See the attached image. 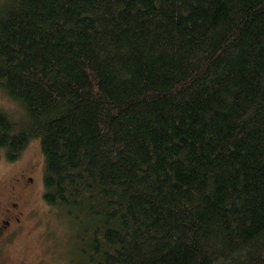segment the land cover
Returning a JSON list of instances; mask_svg holds the SVG:
<instances>
[{
    "label": "trees",
    "instance_id": "trees-1",
    "mask_svg": "<svg viewBox=\"0 0 264 264\" xmlns=\"http://www.w3.org/2000/svg\"><path fill=\"white\" fill-rule=\"evenodd\" d=\"M0 89L69 264H264V0H5Z\"/></svg>",
    "mask_w": 264,
    "mask_h": 264
},
{
    "label": "rangeland",
    "instance_id": "rangeland-1",
    "mask_svg": "<svg viewBox=\"0 0 264 264\" xmlns=\"http://www.w3.org/2000/svg\"><path fill=\"white\" fill-rule=\"evenodd\" d=\"M4 3L5 0H0V10ZM0 109L13 118L22 113L21 105L1 89ZM31 162L35 166L28 172L27 166ZM42 172L43 155L37 138L31 139L14 161L0 156V198L8 190H13L15 195H18L15 190L29 192L26 195L22 191L21 202L15 199L26 211L20 218L21 222L13 224L0 236V264H69L74 246L72 230L68 222L62 216H57L56 210L44 202ZM28 175L33 178V185L25 184L23 176Z\"/></svg>",
    "mask_w": 264,
    "mask_h": 264
},
{
    "label": "flooded vegetation",
    "instance_id": "flooded-vegetation-1",
    "mask_svg": "<svg viewBox=\"0 0 264 264\" xmlns=\"http://www.w3.org/2000/svg\"><path fill=\"white\" fill-rule=\"evenodd\" d=\"M34 166L35 164L31 162L27 166V171H32ZM23 178L25 179V184L32 183L33 185L34 182L31 176H23ZM16 180L18 181V179ZM22 191L27 193L26 195L29 194V192H25L24 190H15V192L18 194L15 195L13 190H8L7 194L3 196V198H0V236L4 235L13 224L16 225L17 223H20V218L26 213L25 209L21 207L20 203L21 197L23 196ZM15 199L20 200V202Z\"/></svg>",
    "mask_w": 264,
    "mask_h": 264
}]
</instances>
